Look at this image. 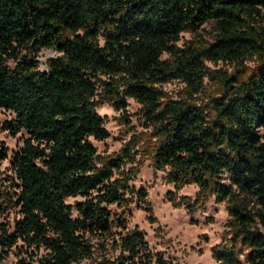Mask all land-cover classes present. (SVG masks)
Returning a JSON list of instances; mask_svg holds the SVG:
<instances>
[{
	"label": "trees",
	"instance_id": "obj_1",
	"mask_svg": "<svg viewBox=\"0 0 264 264\" xmlns=\"http://www.w3.org/2000/svg\"><path fill=\"white\" fill-rule=\"evenodd\" d=\"M210 21L213 42L178 45ZM45 49L59 55L42 71ZM174 81L181 91L163 90ZM129 99L152 129L98 153L109 133L96 110L125 114ZM0 110L14 116L0 132L26 135L12 175L0 171V264H170L130 227L133 207L154 221L132 184L144 158L188 215L226 204L216 263L264 264V0H0ZM9 152L0 141V165ZM190 185L192 203L177 196Z\"/></svg>",
	"mask_w": 264,
	"mask_h": 264
},
{
	"label": "rangeland",
	"instance_id": "obj_2",
	"mask_svg": "<svg viewBox=\"0 0 264 264\" xmlns=\"http://www.w3.org/2000/svg\"><path fill=\"white\" fill-rule=\"evenodd\" d=\"M216 35L214 22L202 24L195 34L182 33L178 45L192 41L195 44L205 45L213 42ZM55 50L45 49L39 52V68L42 71L47 70V61L58 56ZM166 56L163 55V59ZM208 67L214 70L226 71L227 74L236 72L235 65L218 64ZM245 71L250 72L256 69L254 62H245ZM208 85L206 94L201 96L203 103L207 100V95H212L217 91L216 87ZM169 94L183 89V85L177 81L164 84L162 86ZM96 112L104 120V128L108 131L109 137L104 141L92 140L98 153L111 154L117 152L132 136V134L145 135L152 129L146 120L140 106L132 99L128 100V107L125 114L115 111L107 103L102 104ZM13 114L0 110V129L5 122L13 119ZM127 117L129 123L124 122ZM132 128V130H130ZM264 134V130L261 131ZM26 137L22 131L16 136H12L8 131L1 130L0 141L8 148V158L0 165V171L6 176L12 175L11 162L13 155L22 146ZM139 160V156L137 157ZM134 165H129L130 168ZM136 175L133 185L136 188H142L147 193V203L152 208L154 221L148 220V213L142 208L133 207L130 218V227L137 226L145 233L146 241L153 252L160 253L170 264H218L212 258L211 249L221 242L222 233L225 230L228 221V213L224 202H217L212 197L203 210H198L193 215H188L183 204L173 206L166 198L168 191H173L172 184H166L163 181L164 172H155L149 159H142L136 167ZM197 193V187L194 185L183 187L177 194L178 197H186L188 202L192 203ZM68 202H73L69 199ZM255 207V202H251ZM11 215L7 220H12ZM6 218L0 216V221ZM98 259L83 260L80 264H96ZM16 259L13 254L1 264H15ZM246 264V263H243Z\"/></svg>",
	"mask_w": 264,
	"mask_h": 264
}]
</instances>
